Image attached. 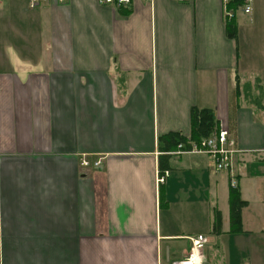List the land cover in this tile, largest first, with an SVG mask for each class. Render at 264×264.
Wrapping results in <instances>:
<instances>
[{"label":"crops","instance_id":"1","mask_svg":"<svg viewBox=\"0 0 264 264\" xmlns=\"http://www.w3.org/2000/svg\"><path fill=\"white\" fill-rule=\"evenodd\" d=\"M226 3L1 0L0 264H175L198 235L199 264H264V237L228 251L231 176L239 231L264 234V0ZM193 107L236 140L232 171L192 150Z\"/></svg>","mask_w":264,"mask_h":264},{"label":"built area","instance_id":"2","mask_svg":"<svg viewBox=\"0 0 264 264\" xmlns=\"http://www.w3.org/2000/svg\"><path fill=\"white\" fill-rule=\"evenodd\" d=\"M40 1L43 0H29V7L34 8L39 4ZM62 2L64 0H58ZM100 4L110 5L114 8H120L123 6H128L131 0H98ZM183 1V0H179ZM247 4V3H246ZM1 5V0H0ZM250 11L249 6H245L244 12L248 13ZM192 150L197 153H203L209 156L212 160L213 167L216 171H232L233 164L235 161V157L240 152V150L236 146V140L230 135L227 129L223 126H220L218 131L214 132L211 136L203 139L200 144L194 145ZM101 164L100 160L90 162L88 159L82 157L79 165L83 170L82 174L87 175L88 169L90 167L98 168ZM157 182L163 183L164 178L160 177ZM231 188L237 187V181L234 176H231L230 179ZM204 242V238L201 235L192 239V251L188 255L186 259L182 262H178L175 264H183L184 261H189L190 264H199L201 259V255L199 253L202 243ZM194 251L197 254V260L193 259ZM241 264H247L242 262Z\"/></svg>","mask_w":264,"mask_h":264},{"label":"trees","instance_id":"3","mask_svg":"<svg viewBox=\"0 0 264 264\" xmlns=\"http://www.w3.org/2000/svg\"><path fill=\"white\" fill-rule=\"evenodd\" d=\"M247 0H227L226 10L228 12H234L240 7L244 6ZM126 10L123 14H127ZM226 34L229 38H235V24L234 18H231L225 22ZM216 122L211 110L208 109H198L196 107L190 110V134L189 139L195 145H199L200 142L207 138L216 129ZM163 141V145H160L163 149L173 148L180 143H186L187 140L178 135L177 133H170L161 138H159V144ZM245 202L240 199L239 192L236 188H232L229 197V207H230V223L234 232H239L241 229V208L244 206ZM218 219H216L215 225Z\"/></svg>","mask_w":264,"mask_h":264},{"label":"rangeland","instance_id":"4","mask_svg":"<svg viewBox=\"0 0 264 264\" xmlns=\"http://www.w3.org/2000/svg\"><path fill=\"white\" fill-rule=\"evenodd\" d=\"M235 21H236V28L237 27L239 28L240 19L235 18ZM236 36L238 38H240V35H236ZM239 41H240V39H239ZM239 44H240V42H239ZM250 211L251 210H249L248 214H247L248 220H250L249 219ZM228 233L231 235H234V240H233L232 244L230 245V247L228 248V251H229V249L231 250V255H235V253L238 252V260L239 261L242 260L243 258H248V256H246V255H249V252H250V255H253V257H256L258 255L259 247L257 245V243H258L257 240L261 239V238L263 239V237H264L263 233H260L258 231H254L253 233H247L246 237H244L245 234L242 231H239V232L231 231ZM240 250H241V253L243 255L239 254ZM246 260H244V261H246Z\"/></svg>","mask_w":264,"mask_h":264},{"label":"bare ground","instance_id":"5","mask_svg":"<svg viewBox=\"0 0 264 264\" xmlns=\"http://www.w3.org/2000/svg\"><path fill=\"white\" fill-rule=\"evenodd\" d=\"M193 259L197 260V254H196L195 251H194V253H193ZM183 264H190V263H189V261H184Z\"/></svg>","mask_w":264,"mask_h":264}]
</instances>
